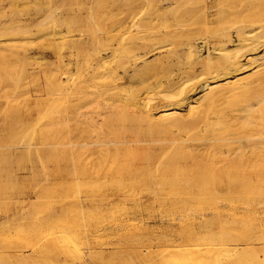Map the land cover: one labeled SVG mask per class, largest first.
Listing matches in <instances>:
<instances>
[{"label":"rangeland","instance_id":"rangeland-1","mask_svg":"<svg viewBox=\"0 0 264 264\" xmlns=\"http://www.w3.org/2000/svg\"><path fill=\"white\" fill-rule=\"evenodd\" d=\"M196 1L202 2V0H196ZM36 2H38L39 5L40 4L41 5L39 6L38 3L36 4ZM49 4H51L52 6L48 7ZM73 4H74V8L72 6ZM175 4L176 3L169 4L166 0H75V1L68 0V3L67 0H56V1L55 0L52 1L0 0V108H1L0 124L4 122L5 124L8 125V126L6 125V127H8L6 129V132L8 133L13 131L17 133V130L19 129L18 133L21 130V132L24 131L23 133H21L23 136L26 135L27 137H31V139L26 138L25 140L27 141L35 140L34 141L35 144H33V146L35 145L34 149L29 148L33 150L35 156L34 158L33 153H31L32 151L29 150L30 151L29 155L32 154L31 158L32 157L34 158V160L32 158L31 161L30 156L28 157L22 156V155L26 156L27 154L26 152H23L25 151V149H27L26 146L27 141L23 142L25 141L23 140L24 138L23 136L19 135L20 142L19 140H17V142L13 146V148L16 149H13L12 146H9L8 148L7 146L3 145L2 141L5 140V137L7 136L8 133L4 134L5 129L1 130L5 126V124H3L2 127L0 125V134L2 132L1 134L2 137L3 135H5L4 138H2L4 140L0 138L2 147L5 146V148L7 147L8 149H10L11 147V149L14 150V151L11 150L13 152H10L9 150V153L11 158L12 159L14 158L13 162L15 161L13 163L12 159H9L10 156L8 157V154L6 153L4 155L8 157V158L6 157L7 161L9 159V161L11 160L10 162L12 163H7V162L2 163L3 155H0V158L2 159V160L0 159L1 160L0 175L2 174L1 175L2 177L0 176L1 177L0 181L3 183L0 184L1 186L0 189H2V187L5 186V188L2 189L4 192H2V190L0 192L1 194L0 195V264H264V242L263 240L257 241L258 237H264V230H262L263 229L262 227L264 226L259 227L257 222L255 221V217L253 215H249V213H247L246 211L243 210L241 211L240 208H237L235 212L230 211V204H229V199H231L229 195L231 196V194L232 196L235 195L234 198L232 197V199L233 201L237 200V202H239V199H241L242 197L243 198L244 196L247 197L246 195H248L249 200H253L258 196L260 197L264 196V181L259 180L260 182H256L258 179L255 178L256 181H254V179H252L251 177L250 179H248L249 177L248 178L245 177L244 180V176L242 178V176H238V174L237 175L234 174V172H237L239 167L235 168L233 163H231L232 167L236 169L235 171H232L233 172L232 173L230 172L231 168L227 167L228 164L227 165L225 164L226 160L223 161L225 157L226 159L228 158L230 162H232L231 159L235 158L233 162L236 161V164L239 166L240 164H242V162H244L247 159L246 158L247 154L249 160V158H251L250 156L253 154L251 151L254 150V152L256 153L255 149L260 144L261 141H262L261 142L262 145L260 144V147H257V150L261 151V148L262 150H264L263 149L264 147H262L264 146L263 145L264 139L261 138V136L264 135V131L262 132V130H264V125H263L264 115L262 116V114H264L263 112L264 104L262 102H259L258 99L255 97L257 94H261L262 91L264 92L263 89L264 81L262 79V76H258V78L254 76L249 80L250 82L246 81L239 86L236 85L235 87L239 88L237 89V91L239 90L238 92H236L234 86L231 88V90L233 91L231 90L228 92L226 91L229 90L231 86L225 87V88L229 87L226 90L223 87L222 89L224 91L222 92H220L222 90L221 88H219L221 89L220 91H217L219 89L215 90L217 91L216 94L217 99L214 100L216 102L214 104L216 105V107L215 106L213 107V105H211V107L217 108L220 106V108L219 109L217 108L218 112H215L217 110H214L213 111L214 114L211 113L213 115V117L210 118L211 120L204 117L205 120L207 119L211 121V123L208 121L204 122L205 120L201 118L203 116L202 114H205L203 110L205 111V108L206 110L208 108L207 107L208 98L206 100L205 98H203V100L205 101H203L202 99L199 100V101H203L202 103L201 102L199 103V101H197L199 104H203V105H199L197 102L193 101L191 106L190 105L186 106V108L182 110V113L184 115V116L182 115L183 120L185 119V121L187 120V122L188 121L190 122L193 121V119L195 118L197 120V123L199 122V124L186 125L180 127L179 125L177 126L173 124L172 125L167 124L168 126L171 127L172 126H177V127H172V128L167 127L165 129L161 128L160 126L161 123H162L161 125L166 123V121L164 122V119H163L164 123L162 122V120L157 119L156 121H154L155 122L154 124L153 121L152 122L148 121V123L146 122L147 123L146 124L145 123L146 120L143 118L140 112L141 106L140 107H138L137 105L129 106V104L126 103L125 105H128L126 107H128L129 109L128 111L130 113L129 114L127 112L126 114L128 117L132 116L135 123L133 125L126 124L129 126V128L125 130L126 127H123L122 123L120 124L118 123L122 120L124 116H121L122 115L121 111L116 109L115 114H113L114 115L113 117L116 118L115 120H117V123L119 124V126L118 124H116L117 138L118 140H120L119 143L117 144L118 148L116 149V153H119L117 156L118 159L115 161V163L112 161H110L107 164L100 163L98 161L99 151L97 150L99 148L97 146L93 147L94 150L92 151L94 153L90 155V158H92L94 164H92L91 166L93 167V169L96 170L99 176L95 175L97 176L96 177L97 181L92 183L93 186L91 187H93L94 191L92 192L93 195L91 197L79 198L77 196H72V195L68 196L69 193L66 192L67 185L65 183L66 176L64 174L65 171H64V164L62 162L63 160H60L59 158H57L58 160H56L54 155L55 151L62 149L58 152V154L61 152L59 155L62 156L65 152V149H63L64 146L63 144L62 146L58 145L57 147L58 150L54 147V145H52V147L55 150H53V148L51 149V146H49L51 144L48 142H51L50 140L54 139L55 136L59 137V139L61 138L60 139L61 141L64 139L65 125L63 124L64 122H62V120L64 118L63 109H65L64 104L66 103L67 95H66V90H64V86L63 85L61 86L55 77H57L56 74H59L64 69L63 59L66 53V47L64 41L67 39L68 35L94 34L101 36L114 32L115 27L113 26L117 27L118 31L116 30V32H120V33L122 32V34L124 33L125 36L132 34L146 35V36L147 35L154 36L156 34H166V35L170 34L175 36L180 35L183 38V36L186 35L185 32L187 31L186 32L187 36L186 38L184 37V41L179 36L181 39L177 38L174 39L173 41L174 44L177 45L175 46L174 44H172V47H178L177 49H179L182 55L179 54V52L177 54H173V53L166 54L165 50H155L145 55L144 59L142 58L140 61H138L139 66L144 65L146 61L147 63L149 62L151 63H149L150 65L148 64L149 66L147 65L148 68L146 69L148 70V72L145 76L146 77L145 80H142L141 76L131 77L130 90L135 93H139L142 100L147 102L148 105L151 107V109L155 113H157L162 109V105L164 104L163 102V99L165 97L164 95L166 94V89H164L165 86L164 87L160 86L157 83V80H159L160 77H162L161 80L163 81H165L168 78L165 82L169 80H172L173 83L177 82V84L175 85L172 84L173 88L172 87L169 88V90L171 89V93L173 92L176 93L178 91L181 92L182 88L190 89L195 85L193 83H196L195 87H200L199 85L203 84L200 83L201 81L198 79L199 75L194 77L192 72L189 71V73H191L192 75L187 73L188 68L190 67L189 61L192 62L194 58H195L194 60H196V57H194V54L196 53L195 52L191 53L193 54L191 55L193 56V58H190L192 60L187 61V59L190 55V52H188V46L190 43L189 41L191 40V37L189 36L188 33H190V35L193 34L194 37L192 36V39L195 38V36L199 37V35L201 36V34L205 32L203 28L205 27V25L204 23H201V20H199L200 21L199 22L197 21V19L195 20L196 23L194 22V20L193 21L190 20L186 25L185 24L183 26L176 25V20L178 18L180 11L178 6H176ZM161 5L163 6L161 7ZM54 8L56 9V12ZM66 8H68V11H66ZM33 10L35 12H32ZM62 12L64 15H60L61 16L60 17L59 13L62 14ZM48 13L51 16H49ZM52 13H55L56 16H58V19H55L57 17L55 16L54 18ZM72 13H75L76 15L78 14V16L76 15L71 16ZM32 14H37V15H32ZM46 14L48 15L47 17H45ZM74 16H76V18ZM11 18H13L14 24L11 22L12 21ZM18 19L21 20L22 23ZM16 20H18L17 23L14 22ZM8 22L11 24H9ZM23 24L27 26L29 30L27 29V27L25 28ZM22 25L23 28L25 29L22 28ZM112 27L114 28V30ZM109 29L111 30V32H108ZM197 29L199 35H197L198 33ZM192 30L194 31L192 32ZM54 31H56L55 32L56 34L57 32L59 34L61 33L60 35H62L63 37L57 34V36L59 35L60 37L59 36L56 37L58 38V40L55 39L53 35L54 33L52 34V32ZM104 31L107 33H105ZM189 31H191L192 33ZM46 32L48 33V35ZM49 34H52V36ZM176 40H178V42H176ZM181 40L183 44L185 42L186 43L189 42L187 43L188 45L187 46L186 44L183 45ZM10 42L11 43L13 42L15 46ZM179 42H181L180 44L182 46L179 45ZM15 47H18V49ZM185 48L187 49V51ZM186 61L189 64H187ZM200 65L201 64H198L197 68L198 67L202 68V66ZM201 68L199 69L200 71ZM185 69L187 71H185ZM171 72L173 73L171 74ZM185 72L189 77L185 74ZM130 73H132V71ZM202 74H205V72H202ZM202 74H200V78H202L201 77ZM169 75L171 76L168 77ZM203 76H206V74ZM62 77H64V75H62ZM53 78L54 80H52ZM190 78H192V80ZM258 79H260L261 81ZM202 81L204 82V80ZM53 83L57 85L55 86L53 85ZM245 83L247 87L244 85ZM250 83L253 85H249ZM252 86L254 88H252ZM245 87L247 90H249V94L245 89ZM234 90L236 93L239 94L238 95L234 94L235 93ZM255 90L260 92L257 93V91ZM169 92H167V94H169ZM180 92H178L177 94H179ZM254 92L257 94L255 95ZM225 93L227 95H225ZM219 94H220V98H218ZM198 95L199 94H196V96ZM234 95L236 96L234 97ZM225 96L227 98H225ZM250 96L253 99H250L251 98ZM119 103L123 104L124 102H119ZM119 103L116 102L115 105ZM245 104L251 105L248 106L252 108L251 109L252 112L251 110L249 111L248 108H245L246 106ZM242 105L244 110L238 113L237 110L240 109L237 108L239 107L243 109ZM221 107L224 114H222L223 113L222 111L220 112ZM232 109L234 111H232ZM245 109L247 110L245 111ZM258 111L260 114H257ZM232 112L234 113L232 114ZM199 113L202 114L200 115ZM22 114H24L28 119L26 120V117ZM229 115L230 117L228 118ZM22 116H24L23 119L20 118ZM54 116L56 117V119H60L59 120L60 126L53 125L55 123L54 121L51 120L55 119ZM216 117H219V119H217ZM199 118L203 119L204 121L203 120L201 121V119L199 120ZM230 118H232V120H228ZM260 118H262L263 121L262 120L260 121ZM175 119L176 118H174V120ZM212 119H214L215 123H213ZM48 120L49 122H47ZM165 120H167V122L169 120L172 121L173 117L172 120L170 118H166ZM217 120L219 121L221 120V121L219 122ZM222 120L223 122L225 120V122L223 123ZM249 120L252 122L250 123ZM156 122H158L157 125ZM231 122L233 124H230ZM248 122L250 125H248ZM225 123H228L229 125L227 126L226 124L227 126L226 127ZM51 124L52 126L55 127V129L58 127V129H56L55 132H57V130L59 129L61 130L58 131L57 133H53L52 129L54 128L51 127ZM214 124L215 125L219 124V126L217 125L216 127H214L215 126ZM29 125H31L33 128L30 127ZM42 125L43 128L46 125L44 130L42 129ZM221 125L224 127H222ZM140 126H142L143 129ZM229 126L230 128L233 126V128L230 129ZM256 126H259L258 128H261V126H263V128L262 130H260L257 129ZM49 127L50 129H48ZM120 127L123 128L121 129ZM147 127H149L150 129L149 131ZM253 127H255L256 129ZM140 128L142 129V131L144 130L145 132L140 131L141 130ZM132 129L135 131L134 133ZM41 130L43 131V133ZM218 130L219 132H217ZM48 131L50 132L52 131L53 134ZM258 131L260 133H257ZM136 132L138 134H135ZM255 132L257 135H255ZM50 134L51 136H49ZM59 134L61 137L59 136ZM252 134L253 136H251ZM57 137L55 138L58 140ZM258 139H260L261 141H259ZM257 141H259V143ZM44 142H46L47 144H45ZM33 146L31 145V147ZM5 148L4 149L2 148V150H5ZM18 149L21 150V153H19L20 151H18ZM118 149L119 151L117 152ZM126 151H128L129 154ZM183 151L184 153L186 152L187 154L186 153L183 154ZM259 151H257L256 156L259 155L258 153H262ZM1 152L2 151H0V154ZM178 153H181V155ZM38 154L40 155V157L42 156L41 159L39 158ZM235 154L237 157L235 156ZM238 154L240 155L239 157L243 159V161L239 160L240 158L238 157ZM263 154L264 152L260 155ZM12 155H14V157ZM52 155H54V158ZM150 155L152 156L154 155V157ZM175 155L177 156V158L175 157ZM182 155L183 157H188V158L189 156H191L190 157L191 161H192L191 158H193V161L195 162L196 165L192 161L193 162L192 165L193 164L194 165L191 169L196 170L197 173L196 172L194 173L193 172L194 170L191 171L189 169V167L192 166L191 165L188 167V163L191 164L190 161L188 162V160H184L183 157H180L183 158V161L182 159H178L179 158L178 156H182ZM260 155L258 157L256 156L255 157L258 159ZM244 156L246 158L245 160L243 158ZM263 156H261V158ZM164 157L166 158L164 159ZM169 157L172 159H170ZM220 157L224 159L222 160ZM237 158L239 161L237 160ZM251 159L254 160V162L253 161L250 162L256 163L254 157ZM263 159L264 158H262V160ZM24 161H26L27 163ZM176 161H178L179 163H177ZM18 162L20 164H18ZM248 162L249 161H247L246 163L248 164ZM174 163L175 164L177 163L176 165L178 167L180 166L179 168H181V165L183 167H188V168H184V170L181 169L182 170L181 171L180 169H178V167L176 168ZM212 163L215 164V166L213 165L214 167H212ZM184 164L186 165L184 166ZM243 164L240 165V168H244L245 166L248 167L247 164L246 165ZM170 165H172L177 169L175 173L177 171H180L182 173L187 169L186 172L183 173H186L187 175L189 173L190 180L191 178L193 180L191 182L189 181V179L188 180L185 179L186 182L183 181L182 180L183 178L181 177H184L185 176L184 174L181 177L178 176L179 182H177L178 179L176 181L175 177L178 174H175L174 172H173L174 174H172L174 175V179L171 174H169V176L170 175L171 176L169 177L170 179H168L166 177V175L168 174L166 173L169 170L168 167L171 169L172 166L170 167ZM132 166L133 168H135L136 172L139 171L140 172L137 174L138 176L137 175L135 176V178L130 179V177L128 178L126 176L127 178L126 180L125 174L127 171L130 170L129 168H132ZM115 167H117V169ZM213 168L218 170V171L216 170L217 174L214 172L215 169ZM209 169H212L213 172L211 173L212 170L209 171ZM109 170H112L111 171L112 175ZM164 170L166 173L163 172ZM188 170H190L191 173L190 172L187 173ZM232 170L234 169L232 168ZM160 171L162 172L160 173ZM107 172H109L110 174ZM117 172L119 173L121 172V173L117 174ZM200 172H202L201 175L204 174L203 178L201 179L200 176L199 178L198 176H196V174L198 173H199L198 175H200ZM164 173L166 175H164ZM227 173H231V174L229 175ZM122 174L124 176H122ZM192 174L195 177H193ZM232 174H234L235 177L237 178L238 177L242 178V180L239 178L241 181L240 182L239 179L237 180V178L232 176L233 179L237 180V181L234 180L235 183L239 181L237 183V186L234 185L235 183L233 179L230 180ZM109 175L112 176L114 179L113 178L111 179ZM228 175L230 177H228ZM159 176H161V178ZM149 177L152 178L149 180ZM120 178H122V180H120ZM143 178H145L147 181L143 182L142 181ZM129 179L131 180V184ZM229 180L233 181V183L232 182L230 183ZM7 182L8 184L10 183V186L7 184ZM251 182L253 184L255 183V185L253 184L250 185ZM126 183L128 187L130 186L131 187H130V192L128 193L129 195L128 194L127 196L125 195L126 196L125 198L122 197L124 199L121 198L123 200V201L121 200L122 203H119L121 201L118 200V204H117L116 199H115L116 201H114V199L110 198L114 202L112 201L113 204L110 202V207H108L106 203L109 205L108 202L111 200L107 201L108 199L106 200V198L108 197L102 198V196L100 197L99 195L96 194V193H100V191L106 192L110 190L112 187L117 189L116 188L117 185H119L120 187L121 185L122 186H124V184L126 185ZM142 183L143 185H141ZM181 183L184 184L182 185ZM229 183L237 188H240L239 184H242L241 185L242 188L235 189V187L233 186V188L231 189V185ZM14 184H16L17 187ZM34 184L37 186L33 187ZM46 184L50 185L51 187L58 186L59 189L60 186H62L63 188L61 187V190L58 191L56 190L58 188L55 189L54 187L55 193L50 192L47 196V194L45 193H47L48 188H50L49 189L50 191H52L53 188H51ZM133 184H135V186H133ZM113 185L116 186L114 187ZM12 186H14L13 189L16 191L14 194L19 195V193L21 194L23 191V196L26 202H29L31 205H35L36 208H40L38 213L39 216L38 215L35 216L37 214L36 211H38V209L35 208L36 213L34 215V213L31 210H29V208H25L18 205L20 202L15 205H10V206L8 205L7 206L8 209H5L6 204L8 202H11L10 201L11 198L9 197L11 193L5 191L11 189ZM20 187H22V189ZM37 187H39L40 189ZM44 187L47 188L46 192L44 191L46 188L44 190L42 189ZM119 187L118 189L121 188ZM226 187H228L227 188L228 190L226 189ZM16 188H19L20 191L17 190ZM101 189H103L104 191H102ZM180 190L184 195L180 193ZM225 190L227 192H225ZM237 190H243V191H241L242 193L238 191L239 192L238 194ZM39 191H43L44 192L43 194H45L48 198H46L45 196L41 197L43 194L42 192ZM57 191L60 197H62V195L60 194H64L63 197L67 199V201H65L64 199L61 200L66 203L67 205L66 209L69 210L68 212V210L66 211V209H64L63 213L66 211L68 212V215L66 213L62 214L64 216L58 217L61 218L59 221L56 218L57 216L61 215L57 213L58 211H60V209L58 208L59 210L58 211L56 210L57 211L56 213L59 215L56 214L55 216V211L52 212L54 207L50 206L52 207V211L50 210L49 214L55 216L54 218L55 220L53 219V216H51L52 218L51 219L48 214L45 213L44 214L45 216L49 217V219L47 218V220L49 221L53 220L56 222L48 223L49 221L46 220L47 221L45 222L46 228L44 224L43 225L44 229L41 227L42 229L39 228L41 229V232H37L35 221L37 220L40 221L41 219L39 218L41 217V215H43L42 212L46 210L44 209L43 211V208L41 209V206H44L45 208L47 204L51 205V203L50 204L47 203L48 202L47 199H49V196L50 198L56 196ZM62 191L63 193H61ZM67 191L69 190L67 189ZM2 193L4 194V196ZM5 193L8 194V198H6L7 202L5 201V198H2L5 197ZM191 193L194 195V197ZM225 193H227V195ZM128 196H130L131 199L130 197L127 198ZM133 196L135 199H132ZM44 198H46L45 199L46 205L44 203L45 202ZM55 198L58 199L57 196L54 197V199ZM126 198L128 199V201ZM54 199L52 201H54ZM101 199H103V201ZM58 200H55L56 204H58L57 202L62 203L61 200L60 201ZM99 200L100 203H98ZM104 200L107 201L104 204L107 206V209H105L106 207L102 203L105 202ZM54 202H52L53 206H56ZM138 203L140 204L139 208L141 212L139 210V212L137 211L136 213L137 215L136 214L134 215L133 211L134 208L138 205ZM116 204L117 205L120 204V206L123 204V206L121 207L124 209H121L119 212L118 210L121 207L117 206ZM188 204L191 205L189 206V208H187ZM100 205L104 206L105 208L104 209L102 207L100 208ZM113 205L114 208L117 206V208L119 209H116L117 211L113 210L114 209L112 208ZM97 206L99 211H102V213L103 210H105L104 212H106V210L109 211L103 214L104 217L105 215H109L108 213H111V211L112 213L114 211H115L114 213L118 212V214L116 216L115 214L114 216H108V217L106 216V220L104 223L103 221H101L102 215L99 216V214L101 213H97L98 211ZM185 206L187 209L184 208ZM36 217L38 218L37 220ZM41 222H44V219L41 220ZM58 222L61 223V226L60 224L57 226L54 225ZM101 223L104 224L101 225ZM62 224L66 225L65 227L67 228L64 229L68 230L67 233L65 232V230L63 231ZM52 225L53 227H50ZM47 226L50 228H47ZM57 228L59 229L56 230ZM48 229H50L51 231ZM52 229H54L53 233L57 231L59 233L60 231H62L65 235H61L62 232H60L61 236L58 233H56L58 235V237H56L57 235L56 234L53 235ZM42 231L46 232V235L42 234L43 233ZM219 235H222L223 237ZM135 236L139 237L138 240L134 239ZM61 237L64 238L67 237L68 240L66 238L63 239V240H67V242L62 241ZM221 238L225 239L228 243L225 245V243H223V241L225 240ZM232 238L233 240L235 239V241H233ZM237 240H240V242H238L237 247H241L242 252L239 253L238 250L237 252L239 254L236 252H234L235 253L234 254L231 251L229 253L228 252L229 250L225 248H227L230 243L231 244L237 243ZM248 240H254L255 242L257 241L259 242V244H255L254 246L250 245L249 247L245 243ZM31 243L33 244L32 246ZM21 245H25L24 253L22 255H19L16 251L22 248ZM224 245L227 247H224ZM222 247L224 249H221ZM244 247H246L247 249L243 250Z\"/></svg>","mask_w":264,"mask_h":264},{"label":"bare ground","instance_id":"bare-ground-1","mask_svg":"<svg viewBox=\"0 0 264 264\" xmlns=\"http://www.w3.org/2000/svg\"><path fill=\"white\" fill-rule=\"evenodd\" d=\"M41 1H43V0H41ZM50 1H52V0H50ZM56 1V0H55ZM75 1V0H74ZM169 4H172V3H176L175 5L176 6H178V8H179V15H178V18H177V20H176V25H181V26H183L184 24L186 25V24H188V22L191 20V21H193L194 20V22H195V20L197 19V21H199V20H201V23H204V25H205V27H203L204 28V30H205V32H203L202 34H201V32H200V34H201V36L199 35V32H198V29H197V35H199V37H197V36H195V38H193L192 39V36H193V34H191L190 35V33H188L189 34V36L191 37V40L189 41V42H187V43H189V46H188V52H190V55H189V57H188V59H187V61L188 60H192V59H190V58H193V56H191V55H193V54H191V53H196V54H194V57H196V60H192V62L191 61H189L190 62V67L188 68V71L185 69V71H187V73H189V71L190 72H192L193 73V75H194V77L195 76H198L199 75V77H198V79L201 81L200 83H203V84H201V85H199L200 87H195V85H196V83H193V84H195L193 87H191L190 89H187V88H185V89H183L182 88V91L180 92V91H178V92H180L179 94H177L178 92H173V93H171V89L169 90V88L170 87H172V84L173 85H175V84H177V82L176 83H173V81L172 80H169V81H167V82H165V81H163V80H161V78L162 77H160V79L159 80H157V83H158V85H160V86H165L164 87V89H166V94L164 95L165 97H164V99H163V102H164V104L162 105V109L160 110V111H158L157 113H155L152 109H151V107L148 105V103L147 102H145L144 100H142V98L140 97V94L139 93H135V92H133V91H131L130 90V80H131V77L132 76H141V79L142 80H145V76H146V74H147V72H148V70L146 69V68H148V66L150 65L149 63H151V62H149V63H147V61L145 62V64L144 65H142V66H139L138 64V61H140L142 58L144 59V56L145 55H147V54H149L150 52H153V51H155V50H165V53L166 54H169V53H173V54H177L178 52H179V54H181L182 55V53H180V51H179V49H177L178 47H172V44H174V39H177V38H179V39H181L182 38V36H175V35H170V34H156V35H154V36H151V35H138V34H136V35H126L125 36V34L123 33L122 34V32L120 33V32H116V30L118 31V29H117V27L116 26H113V27H115V30H114V28H113V30H114V32H111V30L109 29V31L108 32H111V33H108V34H105V35H101V36H98V35H94V34H72V35H68L67 36V39L64 41L65 43V47H66V53H65V55H64V59H63V62H64V69H63V71L62 72H60L59 74H56L57 75V77H55L57 80H58V83L62 86H64V90H66V95H67V97H66V103L64 104L65 106V109H63L64 110V118H63V120H62V122H64L63 124L65 125L64 127H65V132H64V139L61 141L60 139H59V137H57V136H55V134H54V136L55 137H57L58 138V140L54 137V139H52V140H50L51 142H48V143H50L51 145H49V146H51V149L53 148L52 147V145H54V147L57 149V147H58V145H61L62 146V144H63V146L65 147H63V149H65V152H64V154L61 156V155H59L58 154V152L60 151V150H62V149H60V150H58V151H55L54 152V155H55V159L56 160H58L57 158H59L60 160H63L62 162H63V164H64V174H65V179H66V188L69 190V191H67V189H66V192H68L69 194H68V196H70V195H72V196H77V197H79V198H83V197H91L93 194H92V192L94 191V189H93V187H91V186H93L92 185V183H94L95 181H97V176H99V174L96 172V170L95 169H93V167L91 166L92 164H94V162H93V160H92V158H90V155H92V153H94L92 150H94L93 149V147L94 146H97L99 149H97L98 151H99V153H98V161L100 162V163H109L110 161H112V162H114L115 163V161L118 159V154L119 153H116V149L118 148L117 147V144L119 143V141L120 140H118V138H117V132H116V127H117V125L116 124H120V123H122V126L123 127H126L125 128V130H127L128 128H129V126L128 125H126V124H129V125H133L135 122H134V119H133V117L131 116V117H128L127 116V112L129 113V109H128V107H126V106H128V105H125L126 103L127 104H129V106L130 105H137L138 107H140L141 106V108H140V112H141V114H142V116H143V118L146 120L145 121V123L147 122L148 123V121H153V124L155 123L154 121H156L157 119H160V120H162V122H163V119H164V122L166 121V123H164L163 125H161L160 124V126H161V128H170L171 126H168V125H179V127L180 126H186V125H195V124H199V122L197 123V120L194 118L193 119V121H188L187 122V120L185 121V119L183 120L182 119V117L184 116L183 115V113H182V110L183 109H185L186 108V106H191L192 105V103H193V101H195V102H197V101H199V100H203V98H205V100L207 99V101H208V104H207V110H206V108H205V111L203 110V112L205 113V114H202L203 116L201 117V118H203L204 120H205V118L204 117H206L207 119H210L211 117H213V115L211 114V113H213V111L214 110H217V108L219 109L220 108V106L219 107H217V108H213L214 106L216 107V105H214L216 102L214 101L215 99H217V91H220L223 87L225 88V87H227V86H231L230 88H229V90H226V89H228V88H225V90L228 92V91H230L231 90V88L234 86V89H236V92H238L237 91V89H239V88H236L235 86L236 85H241L242 83H244V82H248L252 77H254V76H256L257 78H258V76H262V79H263V81H264V78H263V75H264V0H202V2H200V1H196V0H166ZM40 2V1H39ZM58 2V1H57ZM61 2H63V1H61ZM38 2H36V4H37ZM42 3V2H41ZM45 3V2H44ZM60 3V2H59ZM67 3H68V0H67ZM75 3V2H74ZM48 4V3H47ZM54 4V3H53ZM57 4V3H56ZM38 5H39V3H38ZM41 5V4H40ZM39 5V6H40ZM61 5H63V4H61ZM68 5V4H67ZM44 6V5H43ZM50 6H52L51 4H49V6L48 7H50ZM66 6V5H65ZM64 6V7H65ZM73 6V8H74V4L72 5ZM163 5H161V7H162ZM35 7H37V6H35ZM57 7H59V6H57ZM30 8V7H29ZM39 8V7H38ZM41 8V7H40ZM47 8V7H46ZM60 8H61V6H60ZM72 8V9H73ZM42 9V8H41ZM44 9V8H43ZM55 9V8H54ZM53 9V10H54ZM50 10V9H49ZM53 10H52V12H53ZM65 10V9H64ZM42 11V10H41ZM41 11H39V12H41ZM51 11V10H50ZM66 11H68V8H66ZM32 12H35L34 10L32 11ZM55 12H56V9H55ZM58 12V11H57ZM74 12V11H73ZM61 13V12H60ZM59 13V16L60 15H64L63 14V12H62V14H60ZM76 13V12H75ZM75 13H72L71 14V16L72 15H76ZM51 14V13H50ZM53 14V16H54V18H55V16H56V14L55 13H52ZM55 14V15H54ZM58 14V13H57ZM161 14H163V13H161ZM5 15H7V14H5ZM29 15V14H28ZM32 15H37V14H32ZM48 15H49V13H48ZM47 14L45 15V17H47L48 16ZM40 16V15H39ZM49 16H51V15H49ZM70 16V17H71ZM76 16H78V14L76 15ZM76 16H74L75 18H76ZM31 17V16H30ZM57 18H55V19H58V16H56ZM61 17V16H60ZM59 17V18H60ZM66 17V16H65ZM65 17H63V18H65ZM79 17H80V15H79ZM33 18H34V16H33ZM53 18V17H52ZM53 18V19H54ZM69 18V17H68ZM73 18V17H72ZM78 18V17H77ZM192 18V19H191ZM12 19V23H13V18H11ZM44 19V18H43ZM62 19V18H61ZM60 19V20H61ZM19 20V19H18ZM18 20H16V21H14L15 23H17V21ZM65 20V19H64ZM20 22H21V20H19ZM40 21H41V19H40ZM53 21V20H52ZM57 22V21H56ZM193 22V23H194ZM200 22V21H199ZM9 23V22H8ZM19 23V22H18ZM22 23V22H21ZM196 23V22H195ZM9 24H11V23H9ZM14 24V23H13ZM24 25V24H23ZM23 25H22V28H23ZM203 25V24H202ZM9 26V25H8ZM25 26V25H24ZM27 26H25V28H26ZM30 27V26H29ZM53 27V26H52ZM120 27H121V24H120ZM20 28H21V26H20ZM25 28H23V29H25ZM111 28V27H110ZM201 28V27H200ZM27 29H28V27H27ZM55 29V28H54ZM202 29V28H201ZM6 30V29H5ZM22 30V29H21ZM20 30V31H21ZM29 30V29H28ZM50 30V29H49ZM112 30V31H113ZM120 30V29H119ZM186 30H187V28H186ZM26 31V30H25ZM106 31V30H105ZM104 31V32H105ZM194 30H192V32H193ZM200 31V30H199ZM56 31H54V32H52V34L54 35V37H55V39H57L58 40V38H56V37H58L60 34L57 32V34H59L58 36H57V34L55 33ZM104 32H103V34H104ZM187 32V31H186ZM185 32V36H183V41H184V37L186 38V36H187V33ZM189 32H191V31H189ZM191 32V33H192ZM47 33V32H46ZM105 33H107V32H105ZM52 34H49V35H51L52 36ZM196 34V33H195ZM194 34V35H195ZM47 35H48V33H47ZM56 35V36H55ZM61 37H63L62 35H60ZM59 36V37H60ZM13 37V36H12ZM176 37V38H175ZM194 37V36H193ZM10 39V38H9ZM178 39V40H179ZM178 40H176V42H178ZM188 41V40H187ZM181 42H182V40H181ZM181 42H179V45H181L180 43ZM11 43V42H10ZM9 43V44H10ZM15 43V42H14ZM186 42L184 43V44H186V46L188 45ZM11 44H13V42L11 43ZM182 44H183V42H182ZM183 44V45H184ZM14 46H15V44H13ZM12 45V46H13ZM175 45V44H174ZM177 45V44H176ZM175 45V46H176ZM182 46V45H181ZM7 47V46H6ZM10 47V46H9ZM13 48V47H12ZM15 48H17L18 49V47H15ZM44 48V47H43ZM43 48H42V50H43ZM10 49V48H9ZM16 49V50H17ZM186 49V48H185ZM44 51H46V50H44ZM182 51V50H181ZM184 51V50H183ZM186 51H187V49H186ZM206 53V54H205ZM184 54H185V52H184ZM186 55H187V53H186ZM186 61V62H187ZM149 64V65H148ZM187 64H189L188 62H187ZM187 64H186V66H187ZM198 64H201L200 66H202V68H201V71L199 70L200 68L198 67L197 68V66H198ZM62 65V64H61ZM148 65V66H147ZM184 65H185V63H184ZM183 66V65H182ZM186 66H184V67H186ZM146 69V70H145ZM132 71V73H130ZM180 71V70H179ZM183 71V70H182ZM199 71H200V74H202V72H205V74H206V76H203V75H205V74H202V78H200V74H199ZM173 72H171V74H172ZM179 73V72H178ZM131 74H133V75H131ZM184 74V73H183ZM185 74H186V72H185ZM189 74H191V73H189ZM62 75H64V77H62ZM187 75V74H186ZM192 75V74H191ZM171 75H169L168 77H170ZM182 76V75H181ZM188 76V75H187ZM189 77V76H188ZM204 77V78H203ZM192 78H193V76H192ZM192 78H190L191 80H192ZM261 78V77H260ZM171 79V78H170ZM204 80V82L202 81V80ZM52 80H54V78L52 79ZM174 80V79H173ZM258 80H260V79H258ZM257 80V81H258ZM261 81V80H260ZM262 81V82H263ZM51 82H53V81H51ZM56 82V81H55ZM194 82V81H193ZM250 82V81H249ZM252 82V81H251ZM259 82V81H258ZM253 83V82H252ZM254 84V83H253ZM253 84H249V85H253ZM259 84V83H258ZM262 84V83H261ZM260 84V85H261ZM53 85H57V84H55V83H53ZM59 85V86H60ZM245 86H246V83L244 84ZM257 85V84H256ZM247 87V86H246ZM246 87H245V89H246ZM168 88V89H167ZM173 88V87H172ZM199 88V89H198ZM219 88H221V89H219ZM252 88H254L253 86H252ZM217 89H219V90H217ZM249 89V88H248ZM260 89V88H259ZM264 89V88H263ZM215 90H217V91H215ZM247 90V89H246ZM170 91V92H169ZM215 91V92H214ZM222 91H224L223 89L220 91V92H222ZM225 91V92H226ZM231 91H233V90H231ZM255 91H257V90H255ZM261 91H262V88H261ZM35 92V91H34ZM167 92H169V94H167ZM226 92V93H227ZM234 92H235V90H234ZM233 92V93H234ZM234 93V94H239V93ZM247 92H248V94H249V90H247ZM260 91H257V93H259ZM215 93V94H214ZM219 93V92H218ZM225 93V95H227ZM230 93V92H229ZM257 93H255L254 92V94L256 95ZM173 94H176V95H173ZM196 94H199L198 96H196ZM222 94V93H221ZM253 94V93H252ZM179 95V96H178ZM244 95V94H243ZM177 98H176V97ZM196 96V97H195ZM232 96V95H231ZM236 95H234V97H235ZM167 97V98H166ZM223 97H224V94H223ZM229 97V96H228ZM251 97V96H250ZM257 99H258V101L259 102H262L263 104H264V92L262 91V93L261 94H257L256 96H255ZM218 98H220V94H219V97ZM225 98H227L226 96H225ZM250 99H253L252 97L250 98ZM205 100H203V101H205ZM203 101H199V103L201 102H203ZM206 101V102H207ZM213 101H214V103H213ZM220 101V100H219ZM219 101H217V102H219ZM252 101V100H251ZM253 101H255V100H253ZM116 102H124L123 104H121V103H119V104H116L115 105V103ZM198 103V102H197ZM198 103V104H199ZM245 103V102H244ZM261 104V103H260ZM262 104V105H263ZM199 105H203V104H199ZM211 105H213V107H211ZM234 105V104H233ZM232 105V106H233ZM246 105V104H245ZM244 105V106H245ZM249 106H251L250 104H248ZM248 105H246L245 106V108H248V110L250 111L252 108L251 107H249ZM230 106H231V104H230ZM255 106V105H254ZM226 107V106H225ZM234 107V106H233ZM256 107V106H255ZM229 108V107H228ZM231 108V107H230ZM242 108H243V105H242ZM250 108V109H249ZM263 108H264V106H263ZM1 109V108H0ZM23 109V108H22ZM60 109V108H59ZM116 109L117 110H119V111H121V113H122V115L121 116H124L123 118H122V120L120 121V120H118V121H120V122H118L117 123V120H115L116 118H114L113 116V114H115V111H116ZM236 109V108H235ZM237 109H240V110H237L238 111V113L240 112V111H242V110H244V108L243 109H241V108H237ZM253 109H255V108H253ZM262 109V108H261ZM56 110V109H55ZM58 110V109H57ZM127 110V111H126ZM227 110V109H226ZM247 109H245V111H246ZM258 110V109H257ZM259 110H260V108H259ZM263 110V109H262ZM2 111V110H1ZM126 111V112H125ZM223 112V110H222V107H221V110H220V112ZM230 111H231V109H230ZM232 111H234L233 109H232ZM255 111V110H254ZM254 111H253V113H254ZM124 112V113H123ZM215 112H218V110L217 111H215ZM251 112H252V110H251ZM261 112V111H260ZM263 112H264V110H263ZM229 113V112H228ZM228 113H226V114H228ZM234 112H232V114H233ZM253 113H252V115H253ZM256 113V112H255ZM262 113V112H261ZM26 114V113H25ZM28 114V113H27ZM130 114V113H129ZM128 114V115H129ZM200 114V113H199ZM198 114V115H199ZM200 114V115H201ZM214 114V113H213ZM219 114V113H218ZM221 114V113H220ZM222 114H224V112L222 113ZM231 114V113H230ZM231 114V115H232ZM241 114H242V112H241ZM257 114H260L259 113V111H258V113ZM22 115H24V114H22ZM120 115V114H119ZM183 115V116H182ZM215 115H216V113H215ZM254 115H256V114H254ZM264 114H262V116H263ZM20 116V115H19ZM25 116V115H24ZM24 116H22V117H20V118H22L23 119V117ZM57 116V115H56ZM60 116V115H59ZM222 116V115H221ZM226 116V115H225ZM260 116V115H259ZM26 117V116H25ZM29 117V116H28ZM55 117V116H54ZM116 117H117V115H116ZM172 117H173V120H172ZM223 117V116H222ZM230 117V115L228 116V118ZM58 118V117H57ZM118 118H119V116H118ZM142 118V119H143ZM166 118H170L172 121H168L167 122V120H165ZM174 118H176L175 120H174ZM198 118V117H197ZM201 118H199V120L201 119ZM217 119H219V117H216ZM224 118V117H223ZM222 118V119H223ZM28 118L26 117V120H27ZM53 119V118H52ZM203 119H201V121L203 120ZM203 120L204 122H206V121H208V122H210L211 123V121H209V120ZM225 119V118H224ZM264 119V118H263ZM59 120L60 119H56V117H55V119L54 120H51V121H54V123L55 124H53V125H58V126H60L59 125ZM211 120V119H210ZM228 120H232V118H230V119H228ZM228 120H226V121H228ZM235 120V119H234ZM245 120V119H244ZM262 120V118H260V121ZM51 121H50V123H51ZM115 121H116V123H115ZM200 121V122H201ZM212 121H213V123H215L214 122V119H212ZM217 121H219V120H217ZM216 121V122H217ZM221 121V120H220ZM219 121V122H220ZM247 121V120H246ZM250 121V120H249ZM263 121V120H262ZM37 122V121H36ZM35 122V123H36ZM40 122V121H39ZM39 122H38V124H39ZM47 122H49V120L47 121ZM61 122V121H60ZM144 122V121H143ZM161 122V121H160ZM222 122H223V120H222ZM224 122H225V120H224ZM223 122V123H224ZM228 122H230V121H228ZM252 121H250V123H251ZM254 122V121H253ZM142 123V122H141ZM146 123V124H147ZM157 123L158 122H156V125H157ZM212 123V124H213ZM256 123V122H255ZM255 123H254V126H255ZM3 124H5L4 122L2 123V124H0L1 125V127H2V125ZM24 124V123H23ZM37 124V123H36ZM46 124V123H45ZM47 124H49V123H47ZM61 124V123H60ZM119 124H118V126H119ZM143 124V123H142ZM141 124V125H142ZM152 124V123H151ZM168 124V125H167ZM220 124V123H219ZM219 124H214L215 126L214 127H216L217 125L219 126ZM226 124H227V126L229 125L228 123H225V126H226ZM230 124H233L232 122L230 123ZM239 124V123H238ZM244 124H246V123H244ZM6 125L7 124H5V128L3 127L1 130H3V129H5V132H4V134H6V133H8V132H6V129L8 128V127H6ZM155 125V126H156ZM165 125V126H164ZM223 125V124H222ZM221 125V126H222ZM248 125H250L249 124V122H248ZM247 125V126H248ZM262 125V124H261ZM264 125V124H263ZM8 126V125H7ZM27 126V125H26ZM25 126V127H26ZM30 127H32L31 125H29ZM46 126V125H45ZM45 126H44V128H43V125H42V129L44 130L45 129ZM148 126H149V124H148ZM162 126H164V127H162ZM177 126H172V127H177ZM221 126H220V128H221ZM226 126V127H227ZM231 126V125H230ZM230 126H229V128H230ZM239 126V125H238ZM37 127V126H36ZM39 127V126H38ZM51 127H53L54 129H52L53 130V133H57L58 131H60L61 129H59V130H57V132H55V130L56 129H58V127L55 129V127L54 126H52V124H51ZM122 127V128H123ZM141 128H142V126H140ZM171 127V128H172ZM222 127H224V126H222ZM251 127V126H250ZM257 127V129H260V130H262V128H263V126H261V128H258L259 126H256ZM33 128V127H32ZM47 128V127H46ZM121 128V127H120ZM121 128V129H122ZM140 128V129H141ZM148 128V131L150 130L149 129V127H147ZM231 128H233V126L231 127ZM230 128V129H231ZM242 128H244V127H242ZM249 128V127H248ZM253 128H255V127H253ZM48 129H50V127L48 128ZM138 129V128H137ZM143 129V128H142ZM142 129L140 130V131H142ZM224 129V128H223ZM244 129H246V128H244ZM256 129V128H255ZM19 130V129H18ZM18 130H17V133L15 132V131H13V132H10V133H8L7 134V136L5 137V140L4 139H2V138H4V136L5 135H3V137H2V132H1V134H0V138L2 139V140H4V141H2V143H3V145H5V146H7L8 148H9V146H12V148H13V146L15 145V143L17 142V140H19V137L20 136H23L21 133H23V132H21V130H20V132L18 133ZM25 130H27V129H25ZM32 130H34V129H32ZM31 130V131H32ZM38 130V129H37ZM47 130V129H46ZM62 130H63V128H62ZM130 130V129H129ZM133 130V129H132ZM131 130V131H132ZM220 130V129H219ZM219 130L217 131V132H219ZM239 130V129H238ZM243 130V129H242ZM30 131V132H31ZM42 131V130H41ZM144 131V130H143ZM142 131V132H143ZM228 131V130H227ZM247 131V130H246ZM264 130H262V132H263ZM29 132V131H28ZM48 132H50V131H48ZM62 132V131H61ZM60 132V133H61ZM135 131L133 130V133H134ZM141 132V133H142ZM145 132V131H144ZM221 132V131H220ZM225 132H226V129H225ZM234 132V131H233ZM33 133H34V131H33ZM39 133H40V130H39ZM42 133H43V131H42ZM50 133H52V131L50 132ZM52 133V134H53ZM147 133V132H146ZM222 133H224V132H222ZM236 133V132H235ZM257 133H260L259 131L257 132ZM25 134H26V131H25ZM31 134V133H30ZM38 134V133H37ZM135 134H138L137 132L135 133ZM145 134V133H144ZM150 134V133H149ZM262 134V133H261ZM20 135V136H19ZM57 135V134H56ZM63 135V134H62ZM142 135V134H141ZM146 135V134H145ZM218 135H220V134H218ZM255 135H257L256 134V132H255ZM29 136V135H28ZM39 136H41V135H39ZM47 136V135H46ZM49 136H51V134L49 135ZM59 136H60V134H59ZM222 136V135H221ZM251 136H253V134L251 135ZM259 136V135H258ZM257 136V137H258ZM262 136H264V135H262ZM261 136V138H263L264 139V137H262ZM24 137V138H23ZM22 138H23V140H25L26 138H29V139H31V137H27L26 135L25 136H23ZM61 137V136H60ZM63 137V136H62ZM143 137V136H142ZM8 138V139H7ZM33 138V137H32ZM42 138V137H41ZM47 138V137H46ZM139 138V137H138ZM221 138V137H220ZM219 138V139H220ZM250 138V137H249ZM7 139V140H6ZM21 139V138H20ZM35 139V138H34ZM48 139V138H47ZM216 139H218V138H216ZM223 139V138H222ZM225 139V138H224ZM257 139V138H256ZM202 140H205V139H202ZM207 140V139H206ZM259 141H261L260 139H258ZM27 140H25V141H23V142H26ZM35 141V140H34ZM34 141H27L26 143H24V144H26V146H27V149H25V151H23V152H26L25 154H26V156L25 155H22V156H24V157H28V156H30V160L32 161V158L34 157L35 158V156H34V153H33V150H31V149H29V148H33L34 149V146H33V144H35V142ZM254 141V140H253ZM259 141H257L258 143H259ZM19 142H20V140H19ZM23 142H22V144H23ZM34 142V143H33ZM38 142H40V141H38ZM37 142V143H38ZM42 142V141H41ZM204 142V141H203ZM256 142V143H257ZM262 142V141H261ZM261 142H260V144H261ZM45 144H47L46 142H44ZM257 143V144H258ZM264 143V142H263ZM253 144V143H252ZM260 144L257 146V147H260ZM0 151H2L1 152V154L0 155H3V160H2V163L3 162H7V163H12L13 162V159L11 158V156H10V153H9V150H10V152H13L14 150L13 149H16V148H13V149H11V147H10V149H8L7 147L5 148V146L4 147H2V144H1V142H0ZM18 145H19V143H18ZM31 145L33 146V147H31ZM262 145V144H261ZM264 145V144H263ZM17 146V145H16ZM37 146V145H36ZM42 146V145H41ZM242 146V145H241ZM252 146V145H251ZM254 146V145H253ZM4 149L5 148V150H2V148ZM20 147V146H19ZM257 147H256V149H255V151H256V153H257V151H259V150H257ZM262 147H264V146H262ZM37 148V147H36ZM36 148H35V150H36ZM39 148V147H38ZM254 148V147H253ZM6 149H8V150H6ZM44 149V148H43ZM259 149V148H258ZM264 149V148H263ZM11 150H13V151H11ZM29 150H31L32 152L31 153H33V157L31 158V156H32V154L31 155H29L30 154V151ZM35 150H34V152H35ZM41 150V149H40ZM39 150V151H40ZM53 150H55L54 148H53ZM242 150V149H241ZM251 150H253V149H251ZM6 151H8V152H6ZM16 151V150H15ZM18 151H20L19 153H21V150H19L18 149ZM17 151V152H18ZM28 151H29V153H28ZM52 151V150H51ZM64 151V150H63ZM119 151V149L117 150V152ZM131 151V150H130ZM244 151H246V150H244ZM250 151V150H249ZM4 152V153H3ZM43 152V151H42ZM127 153H128V151H126ZM182 152V151H181ZM253 154L250 156L251 158H253L254 157V159L256 160V163H253L254 162V160H252L251 158H249V160H248V154L246 155V158H245V156L243 157L244 158V160L246 159L247 161H253V162H248V164L245 162H242V164L244 163L245 165L247 164L248 165V167H244V168H240V165H242V164H240L239 166L236 164V161L235 162H233V160L235 159V158H233V159H231L232 160V162H230L229 160H228V158L226 159V157H225V159L224 158H221L223 161H225V164L227 165L228 164V166L227 167H230L229 169H230V172H232V171H235L236 169V167H239L238 168V170H237V172H234V174H238V176H242V178H243V176H244V180H245V177L246 178H248V179H250V177L252 178V179H254V181H256V179H258L256 182H260V181H264V159L262 160V158H264V154L263 155H260V154H262L263 152H264V150H262V148H261V151H259V152H262V153H258L259 155H260V157L258 158V159H260V160H258L256 157H258V156H256V153L254 152V150L253 151H251ZM8 154V157H9V159H12V162H10L9 161V159H8V161H7V156H5L4 154ZM53 153V152H52ZM186 153V152H185ZM184 153V151H183V154H185ZM244 153V152H243ZM13 154V153H12ZM43 154V153H42ZM46 154V153H45ZM117 154V155H116ZM129 154V153H128ZM133 154H134V152H133ZM178 154H180L181 155V153H178ZM177 154V155H178ZM187 154V153H186ZM231 154V153H230ZM240 154V153H239ZM238 154V157L241 155H239ZM246 154V153H245ZM250 154V153H249ZM39 155V154H38ZM37 155V156H38ZM54 155H52L53 156V158H54ZM136 155V154H135ZM134 155V156H135ZM215 155V154H214ZM213 155V156H214ZM244 155V154H243ZM254 155V156H253ZM13 157H14V155H12ZM15 156H17V155H15ZM45 156H48V155H45ZM61 156V157H60ZM132 156V155H131ZM150 156H152V155H150ZM187 156H189V155H187ZM229 156V155H228ZM235 156H236V154H235ZM234 156V157H235ZM242 156V155H241ZM256 156V157H255ZM261 156H263L262 158H261ZM6 159H5V158ZM50 157V156H49ZM152 157H154V155L152 156ZM175 157L177 158V156L175 155ZM179 158L178 159H182V161H183V158H184V160H188V162L190 161L191 162V164L190 163H188L187 161V163H188V167L189 166H191L192 165V163L194 162L193 161V158H191L192 159V161L190 160V157L191 156H189V158L188 157H183V155L182 156H178ZM180 157H183V158H180ZM223 157V156H222ZM230 157H232V156H230ZM229 157V158H230ZM237 157V156H236ZM34 158H33V160H34ZM37 158V157H36ZM39 158L41 159L42 158V156L40 157V155H39ZM44 158V157H43ZM131 158V157H130ZM166 157H164V159H165ZM170 158V157H169ZM218 158H219V156H218ZM240 159L239 160H242L243 161V159H241V157H239ZM22 159H24V158H22ZM29 159V158H28ZM28 159H25V160H28ZM39 159V160H40ZM45 159V158H44ZM134 159H135V157H134ZM133 159V160H134ZM170 159H172V158H170ZM210 159V158H209ZM251 159V160H250ZM1 160H0V162H1ZM4 160H6V161H4ZM49 160V159H48ZM211 160H213V159H211ZM237 160H238V158H237ZM238 160V161H239ZM262 160V161H261ZM31 161H28V162H31ZM130 161V160H129ZM172 161V160H171ZM181 161V162H182ZM221 161V160H220ZM222 161V162H223ZM228 161H229V163H228ZM257 161H261L260 163L259 162H257ZM15 162V161H14ZM13 162V163H14ZM24 162H26V161H24ZM34 162V161H33ZM118 162V161H117ZM132 162V161H131ZM177 163H179L178 161H176ZM212 162V161H211ZM216 162V161H215ZM241 162V161H240ZM27 163V162H26ZM59 163V162H58ZM173 163V162H172ZM171 163V164H172ZM176 163V164H177ZM219 163V162H218ZM231 163H233V165H234V167H232V164ZM252 163V164H251ZM18 164H20L19 162H18ZM23 164H25V163H23ZM113 164V163H112ZM117 164V163H116ZM133 164V163H132ZM175 163H174V165L176 166V168L178 167L177 165H176ZM181 164V163H180ZM194 164H195V162H194ZM193 164V165H194ZM224 164V165H225ZM239 164V163H238ZM243 164V165H244ZM249 164H251V165H249ZM6 165V164H5ZM186 164H184V166H185ZM193 165L191 166V167H189V169L192 171V170H194V169H191L192 167H193ZM196 165V164H195ZM215 166V164H213L212 163V167H214ZM235 165H237V166H235ZM118 166V165H117ZM172 165H170V167H171ZM258 166V167H257ZM260 166V167H259ZM180 167V166H179ZM178 167V169H183L184 170V168H188V167H183L182 165H181V168H179ZM183 167V168H182ZM116 169H117V167H115ZM175 167H171V169L168 167V171H167V173L165 172V170L163 171V172H165L166 174H168V175H166L165 173H164V175H166V177L168 178V179H170L169 177L172 175V174H174L175 173V171L177 170ZM195 168V167H194ZM216 168V167H215ZM215 168H213V169H215ZM232 168L234 169V170H232ZM111 169H113V168H111ZM121 169V168H120ZM119 169V170H120ZM131 171H130V170ZM128 170L129 171H127L126 172V174H125V178H126V176L129 178L130 177V179L131 178H135V176L140 172H136L135 171V168H133V166H132V168H129ZM124 170H125V168H124ZM187 170V169H186ZM186 170L185 171H183V172H186ZM190 170H188L187 171V173L188 172H190ZM212 169H209V171H211ZM217 169H215V173L217 174V171H216ZM110 171V173H111V171L112 170H109ZM182 171V170H181ZM198 171V170H197ZM240 171V172H239ZM142 172V171H141ZM162 171H160V173H161ZM174 172V173H173ZM179 172V173H178ZM181 173L180 171H177L175 174H178V175H176V177H175V179H176V181H177V179H178V176L179 177H181L182 175H184L185 174V176L184 177H181V178H183L182 180L183 181H185L186 182V180L185 179H189V181L191 182L193 179L191 178V180H190V177H189V173H188V175L186 174V173ZM194 173L196 172V170H194L193 171ZM213 172V170L211 171V173ZM229 172V171H228ZM2 173V172H1ZM97 173V174H96ZM107 173H109V172H107ZM109 173V174H110ZM119 172H117V174H118ZM121 173V172H120ZM119 173V174H120ZM125 173V172H124ZM145 173V172H144ZM191 173V172H190ZM197 173V172H196ZM201 173L202 172H200V175H198V174H196V176H198V178H199V176H200V179L201 178H203V176H204V174L203 175H201ZM214 173V174H215ZM233 173V172H232ZM101 174V173H100ZM169 174H171L170 176H169ZM213 174V175H214ZM227 174H231V173H227ZM234 174H232L231 175V178H230V180L231 179H233L232 178V176H234L235 177V175ZM2 175V174H1ZM0 175V176H1ZM95 175H97V176H95ZM111 175H112V173H111ZM140 175V174H139ZM195 175V174H194ZM228 175V177H230ZM95 176V177H94ZM102 176V175H101ZM100 176V177H101ZM104 176H105V174H104ZM122 176H124L123 174H122ZM138 176V175H137ZM157 176V175H156ZM192 176H193V174H192ZM217 176V175H216ZM2 177V176H1ZM0 177V178H1ZM109 177L112 179L113 177L112 176H110L109 175ZM120 177H121V175H120ZM146 177H147V175H146ZM160 178H161V176H159ZM172 177H173V179H174V175H172ZM171 177V178H172ZM189 177V178H188ZM193 177H195V176H193ZM227 177V178H228ZM102 178V177H101ZM152 177H149V180L151 179ZM158 178V177H157ZM164 178V177H163ZM180 178V179H181ZM235 178H237V177H235ZM240 177H238L237 178V180L239 179ZM242 178H240L241 180H242ZM256 178V179H255ZM106 179V178H105ZM104 179V180H105ZM110 179V180H111ZM114 179V178H113ZM117 179V178H116ZM124 179V178H123ZM129 179V180H130ZM137 179V178H136ZM144 179L145 178H143L142 179V181L143 182H146L147 180L145 179V181H144ZM148 179V178H147ZM240 179H239V181H240ZM252 179H251V181H252ZM99 180V179H98ZM107 180V179H106ZM120 180H122V178H120ZM126 180H127V178H126ZM141 180V179H140ZM229 180V182L231 183H233V181L235 180V181H237L236 179H233V181H230ZM260 180V181H259ZM141 181V182H142ZM183 181H181V182H183ZM189 181H187V182H189ZM228 181V180H227ZM235 181H234V183H235ZM238 181V182H239ZM247 181V180H246ZM253 181V182H254ZM9 182V181H8ZM8 182H7V184H8ZM128 182V181H127ZM149 182V181H148ZM177 182H179V179H178V181ZM237 182V183H238ZM241 182V181H240ZM249 182H250V180H249ZM2 182L0 181V184H1ZM16 183V182H15ZM64 183V182H63ZM133 183H134V180H133ZM229 183V184H230ZM237 183H235L234 185H236L237 186ZM3 184V183H2ZM6 184V183H5ZM17 184V183H16ZM16 184H14L15 186H16ZM22 184V183H21ZM129 184V183H128ZM130 184H131V180H130ZM182 185L184 184V183H181ZM228 184V185H229ZM251 184H253L252 182L250 183V185ZM9 186H10V183L8 184ZM46 185H48V184H46ZM103 185V184H102ZM136 185H137V182H136ZM140 185V184H139ZM141 185H143V183L141 184ZM148 185H149V183H148ZM231 185V189L233 188V186H232V184H230ZM229 185V186H230ZM242 184H239V187L240 188H237V187H235V189H241L242 188V186H241ZM253 185H255V183L253 184ZM35 186H37V185H35L34 184V186L33 187H35ZM45 186V185H44ZM48 186H50V185H48ZM48 186H47V188H48ZM104 186V185H103ZM114 186V185H113ZM116 186V185H115ZM114 186V187H115ZM133 186H135V184H133ZM145 186V185H144ZM1 187V186H0ZM8 187V186H7ZM13 187L14 186H12V188L11 189H9L10 190V192H9V190L8 191H5V192H8V193H11L10 194V201L11 202H8L7 204H6V207H5V209H8V205L10 206V205H15V204H18L19 202V204L18 205H20V206H22V207H25V208H29V210H31L33 213H34V215H35V213L37 212V214L35 215V216H37L38 215V213H39V209L40 208H36V206L35 205H31L29 202H26V200L24 199V196H23V191H22V193L20 194L19 193V195L18 194H14L16 191L13 189ZM17 187V186H16ZM51 187V186H50ZM55 187V186H54ZM54 187H51V188H53V190L52 191H50L49 189L50 188H48V190H47V188L46 187H44V188H42L45 192H46V190H47V193H45V194H47V196H48V194L50 193V192H52V193H55V189L56 188H58V189H56V190H61V187L62 186H60V189H59V187L58 186H56L55 187V189H54ZM118 187H119V185H117V189H115V188H111L110 190H108V191H106V192H101L100 191V193H96L97 195H99L100 197L102 196V198L104 197V198H106V197H108V198H106V200L107 201H109V200H111V199H114V201H116V203L118 204V200H122V199H124L126 196H127V194L130 192V187H128V185H127V183H126V185L124 184V186H120L119 188L120 189H118ZM3 188H5V186L4 187H2V189ZM21 189H22V187H20ZM37 188H39V187H37ZM63 188V187H62ZM65 188V187H64ZM228 187H226V189H227ZM230 188V187H229ZM2 189H0V192H1V190ZM17 190H19V188H16ZM40 189V188H39ZM142 189H143V187H142ZM250 189V188H249ZM38 190V189H37ZM102 191H104L103 189H101ZM183 190V189H182ZM184 190H185V188H184ZM183 190V191H184ZM187 190V189H186ZM193 190V189H192ZM228 190V189H227ZM245 190V189H244ZM20 191V190H19ZM54 191V192H53ZM58 191L56 192V196H57V198H58V196H59V194H58ZM188 191V190H187ZM187 191H186V193H187ZM232 191V190H231ZM234 191V190H233ZM238 191H240V193H242L241 191H243V190H237V192ZM2 192H4L3 190H2ZM39 192H42V194L44 193L43 191H39ZM195 192V191H194ZM225 192H227L226 190H225ZM229 192H230V190H229ZM236 192V191H235ZM60 193V192H59ZM61 193H63V191L61 192ZM103 193V194H102ZM180 193L182 194V191L180 190ZM193 193V192H192ZM191 193V194H192ZM232 193V192H231ZM3 194V193H2ZM39 194H41V193H39ZM45 194H43L41 197H43V196H45L46 198H48ZM58 194V195H57ZM66 194V193H65ZM132 194V193H131ZM198 194V193H197ZM226 195H227V193H225ZM238 194H239V192H238ZM237 194V195H238ZM1 195V194H0ZM52 195V194H51ZM60 195H62V197H60L59 196V198L58 199H64L65 201H67V199L66 198H64L63 196H64V194H60ZM95 195V194H94ZM126 195V196H125ZM129 195V194H128ZM182 195H184V194H182ZM182 195H180V196H182ZM193 195V194H192ZM229 195V194H228ZM236 195V196H237ZM3 196H4V194H3ZM13 197V199H12V197ZM53 196H54V194H53ZM56 196H54V197H56ZM67 196V195H66ZM131 196V195H130ZM130 196H128L127 198H129ZM197 196V195H196ZM235 196V195H234ZM234 196H232V194H231V196L229 195V197L231 198V199H229V204H230V211H232V212H235V210L237 209V208H240V210L242 211H246L247 213H249V215H253L254 217H255V221L257 222V224H258V226L260 227V226H264V196H258V197H256V198H254L253 200H249V197H248V195H246L247 197H245L244 196V198L242 197L241 199H239V202H237V200H235V201H233V199H232V197L234 198ZM54 197H51L50 198V196H49V199H47L48 200V202L47 203H51V205H46V201H45V199L46 198H44V203H45V208H44V206H41V205H38V206H41V209L43 208V211H44V209H46L44 212H42V210H41V212L43 213V215H41V217L39 218V219H41V220H43L44 219V222H41V220L39 221V220H37L38 218L36 217V220L37 221H35V226H36V228H37V232H41V229L43 228L44 229V224H45V222H47V221H49V220H47V218L49 219V217H47V216H45V214H48L49 216H50V218H51V216H53V215H50L49 213H50V210L52 211V207H54L53 208V211L52 212H54L55 211V216H56V214L57 213H59V214H61V215H59V214H57V215H59V216H57V220H59L60 221V219L61 218H58V217H62V216H64V215H62V214H64V213H66L67 215H68V212H69V210L68 209H66V207H67V205H66V203L65 202H63L62 200V203L61 202H57L58 204H56V201L55 200H58V199H54ZM122 197H124V198H122ZM193 197H194V195H193ZM2 198H5V201H6V198H8V194H6L5 193V197H2ZM54 199V201H52L53 199ZM111 198V199H110ZM122 198V199H121ZM126 198V199H127ZM116 199V200H115ZM130 199H131V197H130ZM132 199H135L134 198V196H133V198ZM60 200H58V201H60ZM102 201H103V199H101ZM50 201V202H49ZM54 202V204L56 205V206H53V203L52 202ZM105 201V200H104ZM107 201H105V202H102L103 203V205L107 202ZM112 201L113 200H111V201H109L108 203H109V205L106 203V205L108 206V207H110V202L112 203ZM113 201V202H114ZM123 201V200H122ZM122 201L121 202H119V203H122ZM127 201H128V199H127ZM7 202V201H6ZM124 202H125V200H124ZM237 202V203H236ZM68 203V202H67ZM98 203H100V200H99V202ZM102 203H101V205H102ZM185 203H186V201H185ZM113 204V203H112ZM116 204V205H117ZM42 205H43V203H42ZM100 205V208L102 207L103 209L105 208V209H107V206L106 205H104V206H101ZM137 205V204H136ZM139 205V206H138ZM138 205L134 208V215L137 213V211L139 212V210H140V204L138 203ZM50 206H52V207H50ZM58 206V207H57ZM112 206V205H111ZM117 206H120V204L119 205H117ZM117 206L114 208V205H113V207L112 208H114L113 210H116V209H119V208H117ZM121 206H123V204L121 205ZM120 206V207H121ZM128 206V205H127ZM188 207L187 208H189V206H191V205H187ZM57 209H56V208ZM180 207H183V206H180ZM38 209V211H36V209ZM60 209V211H58L59 209ZM112 208H110V209H112ZM184 208H186V206L184 207ZM186 208V209H187ZM64 209H66V211L68 210V212H64L63 213V210ZM83 209H84V207H83ZM83 209H82V211H83ZM97 209H98V206H97ZM102 209V210H103ZM109 209V210H110ZM121 209H124V208H120L118 211L120 212V210ZM126 209H127V207H126ZM58 212H57V211ZM101 210V209H100ZM36 211V212H35ZM98 211H99V209H98ZM97 211V213H101V214H99V216H101L102 215V220L101 221H103L104 223H105V220H106V216L108 217V216H114V214H115V216L118 214V212H116V213H112V211H111V213H108L109 215H105V217H104V213H106L108 210H106V212H104L105 210H103V213H102V211H99L98 212ZM117 211V210H116ZM178 211V210H177ZM51 212V213H52ZM57 212V213H56ZM61 212V213H60ZM109 212V211H108ZM140 212H141V210H140ZM179 212V211H178ZM45 213V214H44ZM231 213V212H230ZM259 213H260V215H259ZM41 214V213H40ZM53 214V213H52ZM110 214H112V215H110ZM139 214V213H138ZM137 215V214H136ZM39 216V215H38ZM45 216L46 217V219H45V217L43 218V217ZM55 216H53V219L55 218ZM43 218V219H42ZM100 218V217H99ZM104 218V219H103ZM52 219V218H51ZM108 219V218H107ZM47 220V221H46ZM55 220V219H54ZM63 220V219H62ZM233 220V219H232ZM54 223V222H56V221H53V220H50L48 223ZM100 222V221H99ZM98 222V223H99ZM64 223V222H63ZM103 223V224H104ZM41 224V225H40ZM60 224V226H61V223L60 222H58V223H56V224H54L55 226H57V225H59ZM102 223H101V225H103ZM256 225V224H255ZM54 226V227H55ZM66 225H64V224H62V227H63V231L65 230V232L67 233V231L68 230H66V229H64V228H67V227H65ZM42 227V228H41ZM50 227H53V225L52 226H50ZM50 227H48L47 226V228H50ZM59 227V226H58ZM39 228H41V229H39ZM45 228H46V224H45ZM61 228V227H60ZM263 229L262 230H264V227H262ZM59 228H57L56 230H58ZM48 230H50V229H48ZM53 230L54 229H52V233H53ZM62 230V229H61ZM51 231V230H50ZM43 233L42 234H45L46 235V232H44V231H42ZM60 232H62V231H60ZM60 232L58 233V231L57 232H55V233H53V235L54 234H56V233H58L59 235H60ZM48 233V232H47ZM50 233V232H49ZM63 233V232H62ZM61 233V235H65L64 233L62 234ZM228 234V233H227ZM49 235V234H48ZM51 235V234H50ZM57 235V234H56ZM60 235V236H61ZM223 235V234H222ZM222 235H219V236H221V237H223ZM59 236V237H60ZM56 237H58V235L56 236ZM216 237V236H215ZM67 240H68V238L67 237H65ZM64 237H61V239H62V241H66L67 242V240H63V239H65ZM138 238L139 237H137V236H135L134 237V239L135 240H138ZM219 238V237H218ZM229 238V237H228ZM215 239V238H214ZM221 239H223V238H221ZM227 239V238H226ZM237 239V238H236ZM223 240H225V239H223ZM232 240H233V238H232ZM259 240H263V242H264V237H258L257 238V241H259ZM233 241H235V239L233 240ZM255 242L254 240H248V241H246L245 243H246V245H248L249 247H250V245H252V246H254L255 244H259V242ZM222 242V241H221ZM220 242V243H221ZM238 242H240V240H237V243H230L229 245H228V247L227 246H225L228 242L225 240V241H223V243H225V245H224V247H227V248H225V249H228L229 251V253H230V251L231 252H236V253H241L242 251V249H241V247H237V245H238ZM32 243H34V242H32ZM31 243V246L33 245ZM219 243V242H218ZM217 243V244H218ZM231 246V247H230ZM21 249H18V251H16L19 255H22L23 253H24V247H25V245H21ZM26 247H27V245H26ZM221 249H224L223 247L221 248ZM245 249H247L246 247H244V249L243 250H245ZM239 250V251H238ZM238 251V252H237ZM227 252V253H228ZM238 253V254H239ZM54 254V253H53ZM235 254V253H234ZM229 255V254H228ZM231 255V254H230ZM240 256V255H239ZM235 258V257H234ZM233 258V259H234ZM238 258V257H237Z\"/></svg>","mask_w":264,"mask_h":264}]
</instances>
